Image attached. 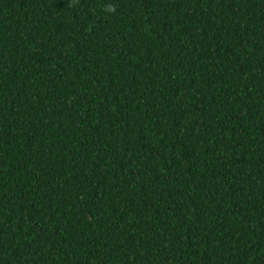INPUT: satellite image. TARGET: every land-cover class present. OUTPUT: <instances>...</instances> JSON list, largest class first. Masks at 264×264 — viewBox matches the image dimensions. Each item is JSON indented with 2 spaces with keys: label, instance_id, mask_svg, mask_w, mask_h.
Segmentation results:
<instances>
[{
  "label": "trees",
  "instance_id": "1",
  "mask_svg": "<svg viewBox=\"0 0 264 264\" xmlns=\"http://www.w3.org/2000/svg\"><path fill=\"white\" fill-rule=\"evenodd\" d=\"M0 264H264V0H0Z\"/></svg>",
  "mask_w": 264,
  "mask_h": 264
},
{
  "label": "clouds",
  "instance_id": "2",
  "mask_svg": "<svg viewBox=\"0 0 264 264\" xmlns=\"http://www.w3.org/2000/svg\"><path fill=\"white\" fill-rule=\"evenodd\" d=\"M114 10V9H113Z\"/></svg>",
  "mask_w": 264,
  "mask_h": 264
}]
</instances>
